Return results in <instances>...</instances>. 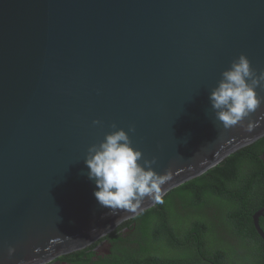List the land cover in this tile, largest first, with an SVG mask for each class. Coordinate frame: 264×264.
Masks as SVG:
<instances>
[{
  "label": "water",
  "instance_id": "1",
  "mask_svg": "<svg viewBox=\"0 0 264 264\" xmlns=\"http://www.w3.org/2000/svg\"><path fill=\"white\" fill-rule=\"evenodd\" d=\"M241 54L264 70V0H0V264L55 263L157 203L97 202L84 160L108 133L171 176L162 196L263 137L264 101L250 132L209 102Z\"/></svg>",
  "mask_w": 264,
  "mask_h": 264
},
{
  "label": "trees",
  "instance_id": "2",
  "mask_svg": "<svg viewBox=\"0 0 264 264\" xmlns=\"http://www.w3.org/2000/svg\"><path fill=\"white\" fill-rule=\"evenodd\" d=\"M263 151L264 136L55 263L263 264L264 239L253 220L264 206ZM100 244L107 249L99 251Z\"/></svg>",
  "mask_w": 264,
  "mask_h": 264
},
{
  "label": "clouds",
  "instance_id": "3",
  "mask_svg": "<svg viewBox=\"0 0 264 264\" xmlns=\"http://www.w3.org/2000/svg\"><path fill=\"white\" fill-rule=\"evenodd\" d=\"M221 76L217 87L209 94L216 118L225 129L240 124L246 131H252L253 124H244V119L264 101L256 92L257 87L264 88V70L257 75L249 59L241 54ZM100 123L93 121V124ZM112 127L116 129L115 124ZM128 131L135 129L130 127ZM141 160L143 163L139 162ZM84 161L89 169L88 177L96 185L93 194L97 202L110 208L113 214L118 210L136 213L145 197L162 202V186L171 179L170 175H160L153 170L155 158H143L142 152L132 147L130 136L123 129L108 133L98 145H91ZM14 252L15 248H8L9 257Z\"/></svg>",
  "mask_w": 264,
  "mask_h": 264
},
{
  "label": "flooded vegetation",
  "instance_id": "4",
  "mask_svg": "<svg viewBox=\"0 0 264 264\" xmlns=\"http://www.w3.org/2000/svg\"><path fill=\"white\" fill-rule=\"evenodd\" d=\"M259 223H260V219H259ZM99 250V249H98ZM99 251H103V250H99ZM59 262V261H58ZM65 264V263H64Z\"/></svg>",
  "mask_w": 264,
  "mask_h": 264
}]
</instances>
